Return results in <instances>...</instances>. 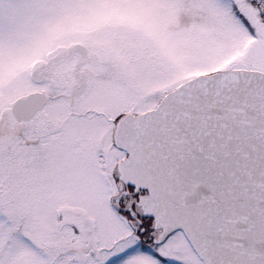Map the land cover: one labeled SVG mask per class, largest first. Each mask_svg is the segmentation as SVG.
Wrapping results in <instances>:
<instances>
[{
	"label": "snow or ice",
	"instance_id": "snow-or-ice-1",
	"mask_svg": "<svg viewBox=\"0 0 264 264\" xmlns=\"http://www.w3.org/2000/svg\"><path fill=\"white\" fill-rule=\"evenodd\" d=\"M0 264H264V0H0Z\"/></svg>",
	"mask_w": 264,
	"mask_h": 264
}]
</instances>
